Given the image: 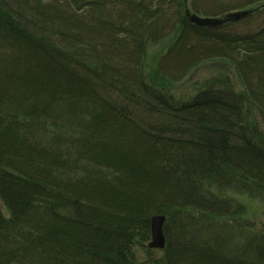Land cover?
Returning <instances> with one entry per match:
<instances>
[{"label":"trees","instance_id":"obj_1","mask_svg":"<svg viewBox=\"0 0 264 264\" xmlns=\"http://www.w3.org/2000/svg\"><path fill=\"white\" fill-rule=\"evenodd\" d=\"M262 1L0 0V264H264V236L211 187L264 203V15L186 16ZM193 71L178 107L161 74Z\"/></svg>","mask_w":264,"mask_h":264},{"label":"bare ground","instance_id":"obj_2","mask_svg":"<svg viewBox=\"0 0 264 264\" xmlns=\"http://www.w3.org/2000/svg\"><path fill=\"white\" fill-rule=\"evenodd\" d=\"M187 11L190 12V15L191 16H197V17H199L201 19H218V20H225L228 15L242 14V13H245V12L252 11V13H249L248 16L245 17V19L243 21L249 20L250 22L251 21L257 22L258 16L261 13L264 12V1H262V2H255L253 4H250L248 6H245V7H242V8H238V9H235V8L232 9V8H230V9L225 10L221 14H218L216 16H207V15H204V14H198L196 12H193L192 10H189V9L186 10V16H187ZM187 19L190 21V18L188 16H187ZM237 23H228L227 22V23H225L224 26L219 27L217 29H209V28H205V29H208L210 31H218L219 29L222 30L226 26L235 25ZM191 24H193V23H191ZM193 25H195V24H193ZM195 26L198 27V28H201V27H199L197 25H195ZM160 48H162V50H164V45H161ZM197 64H198V68L201 69L199 71H202V70L204 71L208 67V59H201V60H199L198 62L195 63V65H197ZM214 68L217 69V70H219L220 72H223V70H224V67H223L222 64H220V65L219 64H215V66L213 67V69ZM228 68L232 72L234 71V65L233 66H229ZM231 71H228L230 77L233 76V75H231ZM142 75H143L144 82H145V84L148 87L154 86L155 82H154L153 74L150 72L149 69H146L143 72ZM209 76H210V74H209ZM161 79L163 81V86H165V88H167L168 86H170V84H169V81L170 80L172 82L175 81L174 82V87L176 86V88L174 90V94L170 93L171 94L170 95L171 101L174 104H176L178 107L179 106H184V105L188 106L190 104V100H191L192 94L191 93H188L187 91H185L183 89V85H184V83H187V82H193L194 84H198L199 83L198 78H197V76L195 74V71H193L192 73H188L187 75L184 73L180 77H176V78H172L170 75H167L165 73L163 74V72H162ZM185 81H187V82H185ZM178 86L182 87V91H180L179 93L176 91L177 88H178ZM180 90H181V88H180ZM199 90L201 92H206L207 91V90L206 91H202L201 88H199ZM238 92H240V91H238ZM252 182L253 181H251L250 183H252ZM211 187H212V189H213L212 191L214 193H217V194L221 195L222 197H225L226 199H228L230 201H233L235 203V205L237 207H239L238 208V212L236 213V215L238 216V218L244 219L249 224V226H251L250 223L247 221V220H250L251 211H248V208H246L244 205L240 204L239 203V200L235 199V196L236 195L246 196L250 200L255 199V198H253V196L250 193H248L246 191H243V190H240V187L241 186H234L232 188H224L222 185H220V184H218L216 182H212V186ZM232 196L234 198H232ZM230 203L231 202H229L228 205ZM157 216H163V217H165V221H164V229H165V226L167 225V217L165 215H162V214L161 215H157ZM253 227H254V225H252L250 227V229H252ZM254 233L256 235H259V236H264V231H256V230H254ZM164 236H165V240H166V245H165V248L164 249H156V250L150 249L148 247V245L151 244L152 238L146 243L147 244L146 247H147L148 250L155 251L157 253V258L159 257V254L160 253H163L166 250V247H167V237L165 235V232H164Z\"/></svg>","mask_w":264,"mask_h":264},{"label":"water","instance_id":"obj_3","mask_svg":"<svg viewBox=\"0 0 264 264\" xmlns=\"http://www.w3.org/2000/svg\"><path fill=\"white\" fill-rule=\"evenodd\" d=\"M184 3L187 5L188 0H184ZM250 12H245L242 14L228 15L225 20L218 19H201L197 16H191L190 12L187 11V16L190 18V22L201 27L209 29H217L225 25V23H239L248 16ZM164 221L165 217L163 216H153L151 220V235L152 241L148 245L150 249H164L166 245V240L164 236Z\"/></svg>","mask_w":264,"mask_h":264},{"label":"rangeland","instance_id":"obj_4","mask_svg":"<svg viewBox=\"0 0 264 264\" xmlns=\"http://www.w3.org/2000/svg\"><path fill=\"white\" fill-rule=\"evenodd\" d=\"M261 16L264 15V12L260 14ZM258 16V21L260 23V21L263 22V17L261 16ZM239 25H246L244 23V21L240 22V23H237ZM235 24V25H237ZM220 30V29H219ZM215 65L214 64H209L208 67L203 71V76L206 78L207 76H209V74H212L213 72H209L210 70L213 69ZM201 70V69H198V71ZM196 71V72H198ZM198 78V77H197ZM181 88V90H180ZM183 89L185 91H187L188 93H191L192 91V85L189 84L188 82L187 83H184L183 85ZM178 93L180 91H182V87L178 86L177 90H176ZM232 198H234L232 196ZM235 199L239 200V203L244 205L246 208H248V211H251V215H250V220H247L250 225H254L253 227V231L256 230V231H264V203L261 202L260 200H250L248 199L246 196H239V195H236L235 196ZM250 214V213H249Z\"/></svg>","mask_w":264,"mask_h":264}]
</instances>
